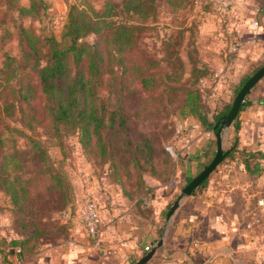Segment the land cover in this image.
Returning <instances> with one entry per match:
<instances>
[{"label": "trees", "instance_id": "obj_1", "mask_svg": "<svg viewBox=\"0 0 264 264\" xmlns=\"http://www.w3.org/2000/svg\"><path fill=\"white\" fill-rule=\"evenodd\" d=\"M14 9L19 16L38 19L45 15L41 12H45L48 5L44 0H29L28 7L18 5ZM154 14L155 0H123L121 3L108 0L99 11L73 4L69 6L60 40L51 33L36 35L21 27L20 49L16 55L9 54L7 44H2L0 132L2 128L20 132L29 139L32 151L19 173L5 172L6 160L0 161V190L19 217L34 219L47 213L63 215L69 211L74 214L72 188L51 163L48 145L64 147L65 141L71 138L84 151L90 148L96 152V157L107 167L106 178L112 175L110 166L117 168L119 160L124 168L128 169L133 163L145 173V165H149V176L163 185L171 183L176 162L161 148V135L138 131L132 120L150 117V101L160 86L174 92L173 98H182L179 114L195 119L216 134L215 126L230 107L217 111L212 120L209 119L202 88L212 76L207 69H192L187 85L177 86L171 82L178 84L185 74L175 53L169 52L165 59L164 63L170 68L168 72L162 71L161 61L145 57L130 63V54L139 48L142 34L149 29L146 20ZM2 39L7 41V38ZM251 76L244 77L235 95ZM40 129H44L47 141L36 137ZM210 147H216V137ZM233 151L227 159L233 157ZM214 155L213 152L210 161ZM160 159L166 165L164 171L156 169ZM26 166L33 168L31 173ZM144 175L139 174L135 191H127L124 182L117 183L125 196L142 197L137 203L142 212L148 210L144 199H150L152 194ZM207 180L192 195L203 189ZM24 233L29 237L3 239L7 244L0 252L6 262L10 250L15 251L20 262L24 261L34 248L29 247L32 240L41 234L39 230L30 229Z\"/></svg>", "mask_w": 264, "mask_h": 264}, {"label": "crops", "instance_id": "obj_2", "mask_svg": "<svg viewBox=\"0 0 264 264\" xmlns=\"http://www.w3.org/2000/svg\"><path fill=\"white\" fill-rule=\"evenodd\" d=\"M207 21L209 38L219 41L212 44L215 52L223 49L229 54L218 59V73L204 83L212 120L217 111L231 106L244 77L264 65V0H231L229 10ZM187 131L176 144L181 158L173 181L163 185L146 180L152 188L150 199L143 198L152 211L150 216L137 207L141 196L129 198L103 182L96 193L99 235L93 237L69 211L56 218L63 226L64 238L58 236L57 243L44 244L42 238L32 240L29 247L35 242L33 250L47 256L40 255L34 264H56L59 258L51 253H58L61 247L64 253L58 256L64 264H131L161 239L163 247L148 264L156 259L159 264H264V209L259 206L264 200V78L249 92L235 126L223 136L224 149L229 153L234 150L233 157L225 158L205 187L184 200L167 221L164 214L187 180L197 176L216 152V147H210L215 135L199 122L191 119ZM252 212L259 213L262 220L248 229ZM27 237L29 234L17 231L12 238ZM9 252L8 261L24 263L15 251Z\"/></svg>", "mask_w": 264, "mask_h": 264}, {"label": "rangeland", "instance_id": "obj_3", "mask_svg": "<svg viewBox=\"0 0 264 264\" xmlns=\"http://www.w3.org/2000/svg\"><path fill=\"white\" fill-rule=\"evenodd\" d=\"M44 1L47 3L48 9L45 12H41L45 15L37 19L28 15L19 16L14 9L18 5L28 7L29 0H0V63L3 61L2 44L4 42L7 44L6 51L9 54L16 55L19 52L18 35L21 27L36 35L51 33L60 40L70 5L90 6L99 11L108 0ZM111 1L121 3L123 0ZM155 4L156 14L146 20V25L149 29L142 34L143 38L138 45L139 48L130 54V63L141 61L145 57L148 60L161 61L162 71L168 72L170 68L164 62L167 59V54L171 52L179 57L184 66L185 74L178 84L172 81V85H187L191 77V71L194 68L207 69L209 74H212L208 79L212 81L215 74L219 71L217 66L218 59L229 57L228 52L224 53L223 49L215 52V47L212 44H217L219 41L209 38L207 33L209 28L207 18L217 13L214 12L210 5L201 0H155ZM2 38H7L8 42ZM160 66L159 68L157 67V70L160 69ZM252 70L249 75H253L257 69ZM204 83L202 84L204 90L203 100L209 112L207 86ZM172 94L174 95V92H169L168 89L166 90L165 87L160 86L155 93L154 101H150V117L147 119L134 117L132 120L135 121V127L138 131L144 134H151L152 136L156 134L155 136L157 137L161 135V148L175 160L177 165V160L181 156H172L166 148H172L177 154V141L179 142L181 138L187 135V129H189L192 118L179 114L182 98L177 100L173 98ZM178 95H181V93H178ZM160 101L162 102L159 103ZM36 105H39V101H37ZM0 133V161L4 158L7 166L4 171L12 172V174L22 172L23 165H26V161L32 155L29 139L18 131L5 130L4 128L1 129ZM35 135L47 141L44 129L38 130ZM48 145L51 163L55 169L63 173L67 183L72 188V209L76 208L86 195L91 196L99 205L100 202L96 193L103 182L106 183L107 188L122 192V187L117 183L119 181L121 183L124 182V188L127 191H135L137 189L138 176L141 172L142 175L145 174V180H154L153 177L149 176L151 174L149 165H145L147 169L145 173L141 167L133 163H130L128 169L124 168L119 160H117L119 163H117V168L113 169L110 166L112 175L107 178L104 177L107 173V167H104L103 162L96 157V152L90 148L84 151L73 138L66 140L64 147ZM128 158L129 154L127 152L126 159ZM142 163L140 162V165ZM27 168L28 172L31 173L33 168L26 166ZM156 169L162 171L166 169V165L161 163V159L157 161ZM41 186L42 184H39V187ZM147 209L145 214L150 216L152 211L149 208ZM60 216H62L60 213H47L34 219L21 218L15 213L9 199L0 190V250L5 248L7 244L4 243L3 239H13L12 237L17 231L25 232L28 229L39 230L42 233L36 235L38 238L43 239L41 244L49 241L57 243L58 236H60V239L65 237L63 226L60 225V221H57ZM33 243L35 248L36 244L35 242ZM60 250H58V253H51V255L59 258L56 264H64L61 257L58 256L59 253H64V247H61ZM42 254L45 256V253L35 252L34 249L26 254V261L24 260V263L21 264H34ZM3 262L5 264L6 261L2 252H0V264H3ZM6 263L18 264L8 260ZM48 264L54 263L50 262ZM154 264H159V260L156 259Z\"/></svg>", "mask_w": 264, "mask_h": 264}, {"label": "water", "instance_id": "obj_4", "mask_svg": "<svg viewBox=\"0 0 264 264\" xmlns=\"http://www.w3.org/2000/svg\"><path fill=\"white\" fill-rule=\"evenodd\" d=\"M264 78V65L260 67L253 75L245 82L235 95L229 111L223 116L222 120L215 126L216 130V152L208 166L187 183L181 190L180 195L171 205L166 215V220L171 221L176 212L179 210L184 200L190 198L195 190H197L210 175L223 163L229 151H225L223 144V136L235 126V122L241 111L243 103L253 87ZM163 247V240H159L148 252L140 259L132 264H148Z\"/></svg>", "mask_w": 264, "mask_h": 264}, {"label": "built area", "instance_id": "obj_5", "mask_svg": "<svg viewBox=\"0 0 264 264\" xmlns=\"http://www.w3.org/2000/svg\"><path fill=\"white\" fill-rule=\"evenodd\" d=\"M201 1H205L208 5H210L217 14L225 13L231 7V0ZM166 150L174 157L178 155L170 147L166 148ZM259 206L264 209V200L259 201ZM68 215L74 218L76 222L79 223L85 230H87L93 237H97L99 235L101 225L100 209L97 202L91 196H84L74 214L68 213ZM261 220L262 216L259 213L252 212L251 220L247 223V228L252 229L253 227L259 225ZM150 249L151 247H146L145 252H148ZM17 252H19V250H17Z\"/></svg>", "mask_w": 264, "mask_h": 264}]
</instances>
